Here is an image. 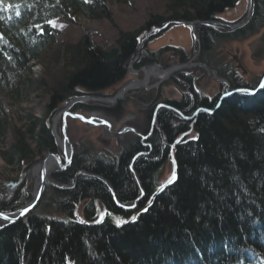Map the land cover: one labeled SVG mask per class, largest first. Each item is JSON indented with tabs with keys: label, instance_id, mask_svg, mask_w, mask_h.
<instances>
[{
	"label": "trees",
	"instance_id": "1",
	"mask_svg": "<svg viewBox=\"0 0 264 264\" xmlns=\"http://www.w3.org/2000/svg\"><path fill=\"white\" fill-rule=\"evenodd\" d=\"M234 1L166 0L164 13L150 14L141 27L121 31L108 48L91 44L87 36L76 43H64L67 65L62 75L55 78L49 72L48 78H32V61L59 33L48 22L77 12L88 17L109 16L106 0H0V77L7 73L14 92L24 95L33 84L46 83L50 91L46 116H50L60 103L75 95H110L108 89L124 80L131 61L140 67L158 60L163 50H151L147 41L135 58L141 32L167 25L161 33L171 25L170 19H221L218 16ZM195 29L201 59L218 38L229 35L205 23H197ZM27 116V131L41 157L43 151L53 148L50 124L46 117H35L32 112ZM168 116L166 110L159 115L166 135L155 136L153 149L133 162L145 190L136 208H119L106 184L95 176L80 173L73 187L47 184L28 214L0 228V264H264V87L255 94L226 97L213 113H198L193 124L197 139L183 138L175 148L176 180L144 208L168 158L169 146L163 148L161 141H171L176 135ZM5 123L6 111L0 127ZM15 137L2 151L10 164L31 153L24 133L17 129ZM73 144L71 164L51 176L71 184L80 168L100 173L119 203L132 204L140 193L129 166L137 146L105 163L88 156L87 143L73 140ZM91 164L95 166L92 169ZM97 201L127 218L139 211L135 220L122 226L109 216L101 224H88L86 221L97 217ZM9 205V201L2 204L0 197V207ZM76 210L84 221L75 219Z\"/></svg>",
	"mask_w": 264,
	"mask_h": 264
},
{
	"label": "rangeland",
	"instance_id": "2",
	"mask_svg": "<svg viewBox=\"0 0 264 264\" xmlns=\"http://www.w3.org/2000/svg\"><path fill=\"white\" fill-rule=\"evenodd\" d=\"M248 2L249 0H246L242 6H247ZM105 3L109 16L96 15L94 17H88L82 12H77L69 13L66 17L57 18L53 21V24L58 28L59 33L56 37V41L52 45L48 46L38 59L32 61V78H48L47 76L49 75V72L53 73L55 78L62 75L63 67L67 65L63 56L62 46L64 43H76L82 36H87V39L91 44L108 48L115 44L116 38L119 36L121 31H131L133 29L139 28L144 25L150 14H162L167 9L166 0H106ZM240 12L241 8L237 6L226 9L221 15L223 16V19L226 23L235 24L236 21L234 22L233 20ZM218 28L224 29L230 27L228 25L220 24ZM150 31H154V27L149 31L145 30L141 32L139 34L140 38L145 37ZM161 33L162 34H160V36L148 42V46L150 48H153L154 46L159 47L166 44H172L181 46L183 48V50L187 53L186 60H188V58L194 54L198 55L199 43L198 41L195 42L193 40V31L188 23H175L167 29H164ZM258 36L259 35L257 34L253 37L250 36L249 38L238 43L240 49L245 51V49L249 47L248 44H251L254 40L256 41ZM236 46V42L232 40H223L220 42L219 47L222 48L220 51H218V53L224 58H227V56L231 57L233 56L232 54L236 53ZM246 51L248 53V50ZM159 57L161 59L162 66L165 68L185 61H180L179 56L175 51L163 53L162 55H159ZM262 65L264 66V62ZM248 66L254 67L253 64L250 63H248ZM193 68L198 69L202 68V66L195 65L186 69L191 71ZM143 76L144 71L142 69H139L138 72H134L129 67L124 80L119 85H116L108 90H111L109 92L112 93L116 92L126 82L133 79H142ZM167 79L165 81H167ZM155 80V78L150 79V88H146L145 86H137L129 90L126 93V96L129 94L128 96L132 97V99H130L131 101H127L126 105L131 104L135 108L136 104L140 103L138 106L144 107L147 104L146 102L143 103L141 101H137L138 96L140 95L151 98L153 95H157L158 97L170 95V82L168 81L166 83L160 84V86L157 88L156 86H153ZM198 82H201L200 78ZM44 84L47 86L46 83ZM206 84L205 86L207 87ZM45 85L36 86L33 84L30 92L27 95L17 94L14 92V82L8 76V74H3V76L0 77V119L2 118L5 111L7 114V123H5L4 127H0L1 175L16 179L21 174H25L28 171L30 168L29 163L31 165L33 161H36L40 158V150L37 149L33 137H31L27 131V128L30 125L27 113L32 112V115L38 118L46 117V122L51 126L53 114L46 116L48 113L47 105L50 100V91L47 90ZM99 102L100 101L97 100H89L88 103H98L96 105L101 106L99 105ZM62 104L63 102L60 103V105ZM2 108H4V111ZM94 109H102L106 115H112L114 126L116 127H120L124 121L121 113H110L105 111V109L102 107H94ZM88 110L89 109H87L86 112ZM67 122V132L71 139L74 141L79 140L81 142H91L90 144H93L95 150H99L107 146H104L103 143L96 139V136H99L100 133L105 139L110 138V142H118V138L116 140L115 137L103 136L102 127L100 126L89 127L82 122L71 118H68ZM56 128L57 130L60 129V119L57 122ZM17 129L24 133L25 140L29 144L31 153L27 156H23V160H26V162L21 163L18 161L16 163L10 164L7 163V161L3 158L2 151L7 149L10 143L17 138L15 137V131ZM191 135H193V133H191ZM125 140L126 137L119 141L123 143ZM167 173L168 170L166 166V168H163L161 178H164ZM23 185L24 182L22 183L21 187H23ZM32 186L33 181L30 182L27 187L30 193ZM13 196V193L9 194V197Z\"/></svg>",
	"mask_w": 264,
	"mask_h": 264
},
{
	"label": "water",
	"instance_id": "3",
	"mask_svg": "<svg viewBox=\"0 0 264 264\" xmlns=\"http://www.w3.org/2000/svg\"><path fill=\"white\" fill-rule=\"evenodd\" d=\"M253 4H254V0H252L251 12L249 13V16L244 21H241V22H238L235 24H227L230 28H226V30L231 31L235 28L242 26L250 17V15L252 13V9H253ZM219 17H221V16L219 15L218 18ZM216 22L217 21H215V20H213V21H203V20L189 21V23L192 25V27H194L195 24H197V23L214 24ZM219 23H221V22H219ZM143 41H144V39L141 41V43L137 49V53H136L135 57H137V55L139 54L141 44ZM256 41H258L257 44L264 42V29L262 30V32L260 33V35L258 36ZM185 65H186L185 63H181V64H177V65L171 67L170 69L168 68V71L166 72V76L169 75L170 73H172L173 71L177 70V69L183 68ZM200 65L203 66L206 69V71L208 72V74H210L213 78H215L219 82L223 83V87L221 89L220 95L217 97V99L215 100L213 105L212 106L200 105V106L196 107L192 111L191 114H185L179 107L168 104L166 102H158V103H156V105L152 109V112L150 115V120H149V125H148V130L146 132L139 129L136 124L130 123L129 120L123 121L121 126L116 128V126H114V121H113L112 115H106L105 112L102 111V109L90 108L87 112L76 111V110L72 109V106L75 105L76 103L86 102V101L88 102L89 100H97L100 102L115 103L116 101L121 100L123 97H125L126 93L131 88L134 87L133 85L135 84L136 81L137 82H144L145 87L150 88L151 86L146 85V83H145V82L148 83V80L145 81V76L142 79H135V80L128 81L123 86H121L117 90L116 93H114L111 96H102V95H97V94H78L72 98H68L62 104L61 108L59 110H57L55 112V114H53V116H52L50 133L52 135V145L55 144L56 148L53 147L52 149H50V148L46 149L43 152V155L39 159H37L36 161H33V163L31 165L29 163V167H31L34 163H38V165H39V180L37 181L36 184H35V182L33 183L31 193L27 188L29 181L26 180L25 174H21L16 179H12V178H9V177H6V176L0 174V182H1V184H0V186H1L0 187V197H1L2 204L7 203L9 194L13 193V195H14L13 197H18L16 195L19 192V190L23 191L21 193L20 197L16 198L17 199L16 202L21 203L19 206L14 207V202H13L9 206H6L5 208H4V206L0 207V213L4 214V216L8 217V219H0V228L8 226V225L18 221L19 219L23 218L26 214H28L37 205V203L41 199L43 192H44V189H45V186L47 184H52L53 186H56L59 188L73 187L74 184L76 183L77 177L80 173H83V174L88 175V176H95L98 179L102 180L106 184V186L108 187L109 191L111 192V195H112V198H113L115 204L119 208H121L123 210H132V209L136 208L139 200L144 196L145 190H144L142 184L140 183V180H139V177H138V174H137L135 168L133 167V162L139 155L148 154L150 152V150H145V149L138 150V151L134 152L133 155L130 157L129 166H130L131 171L133 172V175H134L136 182L138 184V188L140 190L139 195L136 196L133 203L130 205L119 203L111 184L100 173L92 172V171H89L85 168H80L79 170H77L75 172V174L73 176V182L71 184L60 182V181L54 179L51 176V174L56 170L66 169L71 164L73 157H74V153H75L74 144H73V141L67 132L68 118L76 119V120L82 122L83 124H85L89 127L100 126V127H102V131L105 130V125H106L107 137L108 136L115 137L116 140L118 138V142L117 141L110 142V140H109L110 138L105 139L104 137L101 136V133L99 134V136H96V139H98L104 145H107L106 148H108L110 151L113 152L112 156L110 155L108 158L105 157L108 161L111 162V161H114L122 151H125L126 149L129 148V145H125V143H122L119 141V140H123V138L126 136L138 137V141L142 145L148 144L149 146H147V147H149L151 149L152 143L148 142L147 139H148L149 135L151 134V132L154 130L159 109L161 107H166V108L174 110L181 117L185 118L186 120H190L191 122H190L189 128L186 131H183V132L177 134L176 137L171 142V144L169 145L168 158H167V161L165 162V165H164L165 168L167 166L168 173L164 178L160 177L159 184L157 185L155 190L151 193L149 200L144 205V208L148 207L153 202V200L155 199V197L159 193L164 191L165 188L170 186L176 180V178H177V161L175 158V148H176V145L178 143H180L183 138L190 140V139H194V137H195V139H197L198 132L196 130H194V128H193V122L195 121L198 113L201 111L206 112V113H213L221 105V103L223 102V100L226 97H229L233 94H236V93L255 94L258 91H260L261 89H263L262 85H264V73L261 76V78H260V80L256 86H253V87H247V86L232 87V86H230L229 82L225 78H223L222 76L217 74L215 72V70H213L211 67H209V65H207L205 63H200ZM130 66H131V64H130ZM153 67L161 68L156 63H153L151 65V68H153ZM161 69L163 70V68H161ZM164 77L165 76H163L160 81L154 83L153 86H157L164 79ZM172 90L170 89V91H172ZM174 92H175V90H174ZM56 114L60 115V129L59 130H57V128L54 125V117ZM135 114L136 113H134V111H132L130 109L125 111V115L127 117H134ZM105 117L111 118L112 122L108 121ZM95 119H97V121H94ZM105 121L107 123H104ZM191 133H193V135H191ZM102 135H103V133H102ZM103 136H105V135H103ZM58 139H59V141H58ZM90 147H91V150L94 151L93 144H91ZM99 159L105 161V159H103V158L99 157ZM20 162L24 163V162H26V160H23V158H21ZM51 165H53L54 167H51ZM49 168H50V170L48 171ZM28 171H29V169H28ZM173 176H175L174 180H173ZM170 180H172V183H169ZM23 182H24V185H23V187H21ZM96 203H97L96 205H97V209H98L97 217L92 221H86V223H88V224H97V225L101 224L103 222V220L109 216L115 220V223L117 220L122 221V223L119 225V226H122L123 224L131 221L132 218L135 217V215L139 211V210L136 211L132 215L131 218H127L123 215H120V214L108 209L105 206V204L101 201H97ZM25 208L29 209V211L26 212L24 215H21V212H23V210ZM74 216H75V219L77 221H84L82 213L80 210H76L74 212ZM116 225H117V223H116Z\"/></svg>",
	"mask_w": 264,
	"mask_h": 264
},
{
	"label": "flooded vegetation",
	"instance_id": "4",
	"mask_svg": "<svg viewBox=\"0 0 264 264\" xmlns=\"http://www.w3.org/2000/svg\"><path fill=\"white\" fill-rule=\"evenodd\" d=\"M245 2L246 0H235L230 6L226 7V8H233V7L239 6V8H241V12L233 20L234 22L236 21V23L244 21L249 16V13L251 12L252 0H249L247 6H242ZM220 16L222 17V20L224 21V23H226L225 20L223 19V16L222 15ZM237 17L239 20L237 19ZM179 21H186V20L170 19L169 22L171 25H173L175 23L179 24ZM166 26L167 25H163L161 27L155 26L154 31L152 32L150 31L148 33V36L150 37L145 36L140 39L138 47L142 39H144L145 42L147 41V45H148L149 41H151L152 39H155L156 37L160 36V34H162L158 32L161 31V28L166 27ZM263 29H264V0H254L252 13L250 17L248 18V20L242 26L229 31V35L227 37L218 38L214 47L204 53V56H203L204 59L200 58L201 45L199 43V37L196 31L195 33L194 32L192 33V36H193V40L195 42L198 41L199 43L198 55L194 54L191 57H189L188 60H186L187 53L183 50L181 46L172 45V44H166V45H162L159 47L154 46L153 48H151V50L153 51L154 50L159 51L160 49L163 50L159 52V55H162L163 53H167L169 51H175L178 54L180 61L185 60L179 63V64L181 63L186 64L183 68L177 69L173 71L172 73H170L169 75L165 76L164 79L156 86L158 88L160 84H163L169 81L170 89L171 90L173 89L172 90L173 92L170 91V95H165L164 97H158L157 95H153L152 98L148 96H141V95L138 96V100H137L138 102L141 101L143 103L144 102L147 103L144 107H139L138 104L140 103L136 104L135 108L131 104L126 105L127 101H131L130 99H132V97L128 96L129 94L127 96L125 95L126 97H123L121 100L116 101L115 104H110L108 102H100L99 105L101 106H98V107H102L105 109V111L110 112V113H121L124 121L129 120L130 123L136 124L139 129L146 132L148 130V125H149V120H150L152 109L156 105V103L166 102L168 104L179 107L185 114H191L192 111L200 105L212 106L215 100L217 99V97L220 95L221 89L223 87V83L219 82L218 80L213 78L210 74H208V72L203 66L202 68H198V69L193 68L191 71H188L186 68H189L190 66H195V65L201 66L200 63H205L209 65V67H211L213 70H217L215 72L219 74L220 76H222L223 78H225L229 82L230 86L232 87H235V86L252 87L253 85L256 86L261 76L264 73V66L262 65V63L264 62V42H261L263 50L260 53L256 51L259 47L258 48L256 47L255 49H253L252 47L253 43H255V40L251 44L250 43L248 44L249 47L245 49V51L240 49L238 43L249 38L250 36L253 37L256 34L260 35ZM223 40L224 41L232 40L236 42L237 44L236 50H235L236 53L232 54L233 56L231 57L227 56V58H224L222 55L221 56L219 55L218 51H220V49L222 48V47L221 48L219 47L220 42ZM144 41L141 44V48L143 44L145 43ZM246 50H248V53ZM205 58L206 59L208 58L209 62H207ZM153 63L158 64L163 69H168V68L170 69L171 67L175 66L173 65L167 68L163 67L161 64V59L159 57L158 60H155L148 64H144L140 67H134L133 62L131 61L129 63L128 68L130 67L134 72H138L139 69H142L145 74L146 68H151V65ZM248 63L253 64L254 67L248 66ZM151 78H155L156 79L155 83H156L160 81L162 77L158 78L152 75L149 77V81ZM199 78L201 82H198ZM166 79L167 81H165ZM205 84L207 85V87L205 86ZM148 85H149V82H148ZM137 86H145V85L141 84ZM116 92L111 93L109 96L113 95ZM105 96H108V95H105ZM88 102L86 101V102L76 103L79 105L77 107H75L76 104L73 105L72 109L76 111L86 112L87 109L93 108L91 106L98 104V103L93 104V103H88ZM101 103H105V104H101ZM60 108H61V105L59 106L58 110ZM128 108H131L130 110L136 113L134 117H127L125 115V111L128 110ZM162 110H166L169 112L168 123L171 128L176 129L175 130L176 135L183 131H186L189 128L190 122H191L190 120H186L185 118L181 117L178 113H176L172 109L161 107L158 112L154 130L151 132V134L149 135L147 139L148 142L152 143L151 149L147 147L149 146L148 144L142 145L138 141V137L126 136V140L123 143H125V145H129V147L134 146V145L137 146L134 152L141 150V149L151 151L153 149V139L156 138L155 136H159V135L165 136L166 135L165 128L161 127V123L159 122V115ZM175 137H173L171 141L168 139L167 140L163 139L164 138L163 137L162 138L163 140L161 141L162 147L165 148L166 146H169ZM85 143L89 144V146L91 145L90 144L91 142H85ZM52 146L56 148L55 144H53ZM112 154L113 152L110 151L106 147L99 149V150L94 149V151H92L91 147H89V150H88V156L93 158L92 160L98 159L100 157V158L105 159V163H107L106 161H108L106 158H108L110 155L112 156ZM86 163L90 164L91 159L87 160Z\"/></svg>",
	"mask_w": 264,
	"mask_h": 264
},
{
	"label": "bare ground",
	"instance_id": "5",
	"mask_svg": "<svg viewBox=\"0 0 264 264\" xmlns=\"http://www.w3.org/2000/svg\"><path fill=\"white\" fill-rule=\"evenodd\" d=\"M258 41H255V43H253V49H255L256 47L258 48L256 51L258 52V53H260L262 50H263V47H262V44L261 43H259V44H256ZM168 71V69H161V68H159V67H153V68H146V70H145V74H144V76H145V81L146 80H148V82H149V77L150 76H155V77H158V78H161V77H163V76H166V72ZM146 83V85H148V83L147 82H145ZM141 84H144V82H135V84L133 85L134 87L135 86H137V85H141ZM132 86V87H133ZM50 101V100H49ZM55 114V113H54ZM108 121H111L112 122V119L111 118H109V117H105ZM60 119V115H58V114H56L55 115V117H54V125H55V127L57 126V122H58V120ZM94 121H97V119H95ZM116 128H118V127H116ZM106 130H107V128H106V125H105V130L103 131V135H105V137L107 136V132H106ZM58 141H59V139H58ZM60 143V142H59ZM89 145V144H88ZM88 164V163H87ZM51 167H54L53 165H51ZM89 167L92 169L93 167H95L94 166V164H91V165H89ZM50 170V168L48 169V171ZM89 171H91V170H89ZM93 172V171H92ZM25 175H26V180H28L29 181V183L30 182H32L33 181V183L35 182V184L37 183V181L39 180V165H38V163H34L30 168H29V171L28 172H26L25 173ZM18 197H20V196H18ZM18 197H8V201L10 202V204L11 203H13L14 202V205H16L17 204V199L16 198H18ZM7 201V202H8Z\"/></svg>",
	"mask_w": 264,
	"mask_h": 264
},
{
	"label": "snow or ice",
	"instance_id": "6",
	"mask_svg": "<svg viewBox=\"0 0 264 264\" xmlns=\"http://www.w3.org/2000/svg\"><path fill=\"white\" fill-rule=\"evenodd\" d=\"M48 23H49V24H53L52 21H49ZM53 26H55V25H53ZM262 87H264V85H262ZM104 123H107V122L105 121ZM194 139H195V137H194ZM174 179H175V176H173V180H174ZM169 183H172V180H170ZM161 190H162V189H161ZM28 211H29V209L25 208V209L23 210V212H21V215H24V214H25L26 212H28ZM145 211H146V209H145ZM0 219H8V217H6V216H4V214L0 213ZM132 219L135 220L136 217H133ZM116 223H117V226H119V225L122 223V221L117 220Z\"/></svg>",
	"mask_w": 264,
	"mask_h": 264
}]
</instances>
